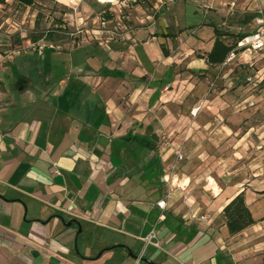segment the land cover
<instances>
[{
    "label": "crops",
    "instance_id": "obj_1",
    "mask_svg": "<svg viewBox=\"0 0 264 264\" xmlns=\"http://www.w3.org/2000/svg\"><path fill=\"white\" fill-rule=\"evenodd\" d=\"M110 1L96 26L43 32L51 62L0 63V264H264V189L235 173L244 144L226 124L251 94L206 62L214 29L243 33L220 17L256 1ZM238 194L255 223L230 235Z\"/></svg>",
    "mask_w": 264,
    "mask_h": 264
},
{
    "label": "rangeland",
    "instance_id": "obj_2",
    "mask_svg": "<svg viewBox=\"0 0 264 264\" xmlns=\"http://www.w3.org/2000/svg\"><path fill=\"white\" fill-rule=\"evenodd\" d=\"M74 0H38V2L31 8L18 9L14 5L9 4L10 0H7L8 6L0 5V63H44L50 61L49 51L40 57L36 48V42H41L40 40L44 36V31L53 29V25L59 26V23L63 24L66 29L83 30L86 28H91L96 26V24H88L90 18L85 20L86 17H92L94 13L98 12L100 3L99 0H81L79 4H73ZM77 0H75L76 2ZM253 3L251 1V10L245 11L239 16H223L220 17L224 22L223 27L229 30L228 27H232L236 23L244 24L242 34H251V31H255L258 27H255L254 21L252 19L255 12L258 11L259 1L255 0ZM72 3V4H71ZM264 5V0H262ZM105 5L108 3H104ZM103 4V5H104ZM109 5V4H108ZM90 6H95V8H90ZM72 7V8H71ZM264 9V8H262ZM19 33V39L21 42L20 46L16 48L13 45H7L8 33L12 32ZM232 33L228 38H232L235 41L236 35L235 31L231 30ZM14 32V33H15ZM224 32V31H222ZM10 42V41H9ZM34 45L32 46L31 44ZM31 45V46H30ZM35 49V50H34ZM16 50L19 53H14ZM27 53L29 56H22V54ZM2 57H4L2 59ZM18 57V59H17ZM226 67L222 69L221 74H225L226 77L232 78V84L228 90L234 91L238 86L241 88L248 89L247 93L251 94V99L243 104L245 106L244 116L240 118H234L233 122L228 121L226 124H232L240 129L238 141L244 144L239 147L241 156V162L235 164L233 168H236L235 173H239V176L245 178L246 183L250 184V189L263 190L264 189V52L257 55L255 58L248 62L244 57H236V59L228 62ZM245 67H242V64ZM250 78L251 81L247 79ZM242 91V89H241ZM241 93V92H240ZM234 95V103L240 104L238 101L239 95ZM242 113V112H240ZM238 116V115H237ZM225 119L221 121L224 123ZM243 132V134H242ZM231 145L228 148H219L218 153H229L232 151ZM237 155V156H238ZM236 156V157H237ZM223 165V164H222ZM232 163L224 164L223 169H230ZM179 167V164L177 168ZM203 184L208 185L207 189L209 192L213 191L214 185L212 181H202ZM264 192L260 193L263 194ZM264 208V201L262 203ZM264 220V217H262ZM256 233H264V228L257 231ZM264 238V235H263ZM264 252V251H263ZM250 264H262L260 260L252 259Z\"/></svg>",
    "mask_w": 264,
    "mask_h": 264
},
{
    "label": "trees",
    "instance_id": "obj_3",
    "mask_svg": "<svg viewBox=\"0 0 264 264\" xmlns=\"http://www.w3.org/2000/svg\"><path fill=\"white\" fill-rule=\"evenodd\" d=\"M7 0H0V5L8 6ZM12 5L18 9L31 8L36 4V0H10ZM109 18V15H107ZM216 38L211 51L207 54L206 62L209 66L221 64L225 61L228 53L236 46V43L241 40L246 34L236 35L235 41L228 45L224 41L231 35L230 33L218 31L214 29ZM47 37V35L45 36ZM225 37V39H223ZM13 46H20L19 33L15 32L10 36ZM223 216L225 224L230 235L237 234L255 223L251 213L244 203L242 194L235 196L224 208Z\"/></svg>",
    "mask_w": 264,
    "mask_h": 264
},
{
    "label": "built area",
    "instance_id": "obj_4",
    "mask_svg": "<svg viewBox=\"0 0 264 264\" xmlns=\"http://www.w3.org/2000/svg\"><path fill=\"white\" fill-rule=\"evenodd\" d=\"M255 23L258 28L253 33L246 35L236 43V46L228 53L224 64H227L228 62L236 59V57L239 56L244 57L249 62L251 61V59L264 52V18H256ZM247 80L251 81L250 78H248ZM198 109L199 107H196L193 112H196ZM183 158V154L179 149L175 151L174 160L171 163L168 173H173V171L177 169L178 164L183 160ZM166 199H162L157 202V206L160 209H164L166 207ZM145 241L151 243L156 247L159 246L158 241H155V236L153 233H150L145 238Z\"/></svg>",
    "mask_w": 264,
    "mask_h": 264
},
{
    "label": "bare ground",
    "instance_id": "obj_5",
    "mask_svg": "<svg viewBox=\"0 0 264 264\" xmlns=\"http://www.w3.org/2000/svg\"><path fill=\"white\" fill-rule=\"evenodd\" d=\"M105 1H109L111 2L110 0H99V2H105ZM72 4V3H71Z\"/></svg>",
    "mask_w": 264,
    "mask_h": 264
},
{
    "label": "water",
    "instance_id": "obj_6",
    "mask_svg": "<svg viewBox=\"0 0 264 264\" xmlns=\"http://www.w3.org/2000/svg\"><path fill=\"white\" fill-rule=\"evenodd\" d=\"M71 224V222H68V224L67 225H70ZM80 230V229H79Z\"/></svg>",
    "mask_w": 264,
    "mask_h": 264
}]
</instances>
